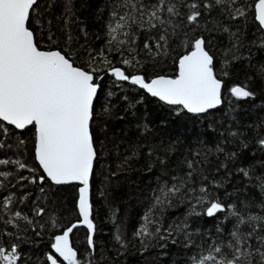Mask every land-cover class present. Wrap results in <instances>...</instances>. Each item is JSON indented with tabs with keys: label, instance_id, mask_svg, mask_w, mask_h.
<instances>
[{
	"label": "snow or ice",
	"instance_id": "obj_1",
	"mask_svg": "<svg viewBox=\"0 0 264 264\" xmlns=\"http://www.w3.org/2000/svg\"><path fill=\"white\" fill-rule=\"evenodd\" d=\"M49 7L50 3L45 5ZM65 7L66 11H71L70 4ZM105 7L108 9L106 44L120 53L124 66L140 65V55L152 60L167 57L175 47H180L184 50L174 61L176 74L149 78L126 72L125 68L113 67L103 51L87 52L88 60L78 64L71 52L59 48L44 50L41 41L46 39L53 43L54 33L51 21H47L45 31L41 0H0V149L11 147L4 143L10 128H34L35 158L46 174L39 177V181L47 179L55 185H79L77 210L89 230L87 244L93 251L92 234L96 225L92 219L91 181L98 158L96 132L99 131L94 125L100 115L96 105L102 94L103 77L98 72L104 71L96 66L97 55L116 81L127 82L169 106L199 115L224 103L223 78L229 75L232 62L239 59L248 21H253V34L264 32V0H105ZM141 34L144 35L142 47L138 45ZM217 36H226L227 43L223 47L219 46ZM67 39L70 41L71 36ZM261 47H264V37H261ZM257 78L264 86V71ZM229 91L237 100L256 97L247 83L233 86ZM112 95L108 93V97ZM102 112L104 118L111 115L109 103L102 106ZM229 135L239 138L243 133L230 131ZM23 144V140L18 141V145ZM256 144L264 152V134H258ZM140 147L134 148L132 156L140 154ZM248 147V141H240L241 149ZM175 150L176 144L171 141L166 146L162 142L147 145V156L152 161L149 171L159 165L160 177L167 179L158 178V186L151 192L152 204L143 218L145 225L136 235H159L162 225L153 219L152 213L157 208L163 212L176 200L191 207L183 221L164 229L167 235L160 239L183 233V247L187 250L185 264H264V159L237 168L248 181L244 190L249 187L257 190L260 199L244 198L239 205L236 201L225 204L219 197L210 199L212 193L207 185L193 186L191 161H177L176 174H170L173 172L170 157ZM216 151L224 149L217 146ZM237 157L238 152H230L226 158L235 160ZM10 163L19 169L27 168L20 159L0 158V165ZM185 163L188 171L181 175L179 169ZM257 167L261 169L259 173ZM10 175V172H0L5 178ZM12 201L9 195L2 204L7 207ZM44 212V208H39L36 215ZM14 216L21 218L22 214L16 211ZM202 216L217 223L213 225L215 231H206L202 243L196 244L192 236L200 232L199 229L195 233L189 231L188 218ZM22 218L31 223L27 216ZM149 224L156 225L154 232L149 230ZM75 227L74 224L55 235L51 248L66 264H87L70 239ZM116 239L120 241L121 237L117 235ZM171 242L176 244L177 240L172 238ZM20 259L18 245L6 251L0 244L2 264H18ZM47 259L50 264H60L56 255L49 254Z\"/></svg>",
	"mask_w": 264,
	"mask_h": 264
},
{
	"label": "trees",
	"instance_id": "obj_2",
	"mask_svg": "<svg viewBox=\"0 0 264 264\" xmlns=\"http://www.w3.org/2000/svg\"><path fill=\"white\" fill-rule=\"evenodd\" d=\"M49 3L51 7L45 8ZM66 4H70V12L66 11ZM41 12L45 31L47 21H51V31L54 33L53 43H48L46 39L41 41L40 46L44 50L59 48L71 52L78 64L88 60L87 52L98 54L103 51L113 67H122L126 72L144 74L149 78L174 76L177 72L174 61L184 50L180 47H175L167 57L152 60L140 55V65L134 68L124 66L120 53L106 44L108 9L105 0H41ZM246 31L238 53L239 59L232 62L229 75L223 78V106L205 115H191L178 107L167 106L136 86L116 81L97 55L96 66L104 71L98 72L103 80L100 81L102 94L96 105L100 115L96 118L94 129H98L97 125L102 123L108 127L109 135L104 140L96 132L98 158L92 178V204L97 225L94 251L87 244L86 230L77 229L73 236L75 243V238L81 235L86 250L80 252V257L87 264H185L184 253L187 250L183 247V233L172 237L177 240L176 244L171 242L172 238L160 239V236L167 235L164 229L169 225L184 220L190 204L173 200V206L165 207L163 212L157 208L152 216L162 225L160 234L154 237L136 235L145 225L143 218L152 204L151 192L157 188L158 178L167 179L160 177L159 165L149 171L152 162L147 156L149 144L162 142L166 146L170 141L175 143L176 150L170 157V167L173 169L170 174H176L177 161H191L193 186L199 187L200 183L207 185L212 193L210 199L219 197L225 204L236 201L238 205L244 198L260 199L257 190L251 187L244 190L248 181L237 172V168L248 165L250 161L264 159V152L256 144L258 134H264V86L257 78L264 71V47H261L264 32L253 34L251 19ZM68 36H71L70 41ZM216 38L220 47L227 43L226 36ZM143 43L144 35L141 34L138 45L142 47ZM245 83L256 92L255 99L237 100L231 95V87ZM109 92L113 93L111 97H108ZM106 102L111 106V115L104 118L102 106ZM139 121H142L140 125ZM230 131L243 135L233 138L229 135ZM19 140H23L24 144L18 145ZM241 140L248 141L247 149L240 148ZM4 143L11 147L0 149V158L20 159L27 168L19 169L11 163L0 165V172L11 173L7 178L0 176V183L3 184L0 187V244L6 251L14 244L18 245L21 256L18 264H48L46 256L52 252L54 236L79 221L78 186L53 185L47 179L42 183L39 181V177L45 175L35 159L34 128L29 127L24 132L10 128ZM137 145L141 146L140 154L132 156ZM217 146L224 151L217 152ZM230 152H238V157L235 160L226 158ZM225 164L227 167L222 166ZM187 171L185 163L179 169V174ZM260 171L257 167V173ZM32 179L37 182L32 183ZM106 179L119 181L121 186H111L104 194H99ZM9 195L13 197L12 204L4 207L3 199ZM14 204L21 206L17 211L21 212L22 217L27 216L31 223L22 217L16 218V211L8 213ZM39 208L45 209L43 215H36ZM188 223L189 231L195 233L199 229L200 235H193L192 239L200 244L206 231H215L213 225L217 221L202 216L189 217ZM155 227V224L148 225L152 232ZM117 235L121 237L120 241L116 239ZM75 246L78 248V242Z\"/></svg>",
	"mask_w": 264,
	"mask_h": 264
},
{
	"label": "rangeland",
	"instance_id": "obj_3",
	"mask_svg": "<svg viewBox=\"0 0 264 264\" xmlns=\"http://www.w3.org/2000/svg\"><path fill=\"white\" fill-rule=\"evenodd\" d=\"M117 118V117H116ZM115 118V119H116ZM108 120H109V118H108ZM108 120H106L105 121V123H107V121ZM109 121H111V120H109ZM141 122L142 121H139L138 122V125H140L141 124ZM143 122H144V120H143ZM144 125V124H143ZM97 128L99 129V131H98V134L100 135V137H101V139H106V136H108L109 134H107V132H108V127H105L104 126V124H98L97 125ZM15 136V135H14ZM13 136V137H14ZM13 154V153H12ZM6 155H10V153L9 154H6ZM9 158V157H8ZM111 186H121L120 185V182L118 181H112V180H108V179H106L105 181H104V183H103V185H102V187H101V190L99 191V194H104V192H105V190H107V189H109ZM101 198V200H102V197H100ZM101 203H103V200L101 201ZM19 207H21L20 205L18 206L17 204L15 205H12V207H11V210L8 212V213H10V212H14V211H17V210H19ZM7 211H5V213H6ZM124 221H125V219H124ZM76 242H78V248H79V250H80V252H82V253H84L85 252V250H86V245H85V243H84V241L82 240V238H81V235H79V236H77L76 238H75V243ZM77 246V245H76Z\"/></svg>",
	"mask_w": 264,
	"mask_h": 264
},
{
	"label": "water",
	"instance_id": "obj_4",
	"mask_svg": "<svg viewBox=\"0 0 264 264\" xmlns=\"http://www.w3.org/2000/svg\"><path fill=\"white\" fill-rule=\"evenodd\" d=\"M109 75H111L110 73H109ZM142 90V89H141ZM144 91V90H143ZM223 91H224V88L222 89V97H223ZM145 92V91H144ZM147 94V93H146ZM149 95V94H148ZM150 96V95H149ZM151 97V96H150ZM152 98H154V97H152ZM156 100H158L157 98H155ZM159 101V100H158ZM161 102V101H160ZM163 103V102H162ZM163 104H165V103H163ZM165 105H167V104H165ZM167 106H169V105H167ZM223 106V104L221 105V106H219L218 108H216V109H213V110H209V112L208 113H210V112H213V111H215V110H218V109H220L221 107ZM175 107H177V106H175ZM188 113V112H187ZM208 113H205V114H208ZM189 114H191V113H189ZM205 114H199V115H205ZM191 115H197V114H191ZM26 129H24V130H17L18 132H24ZM36 159V158H35ZM36 162H37V164L39 165V163H38V161L36 160ZM95 165H96V162H95ZM40 167V166H39ZM40 169L42 170V168L40 167ZM94 169H95V166H94ZM42 172H43V170H42ZM44 173V172H43ZM44 175H46L45 173H44ZM49 182L50 183H52L50 180H49ZM53 184V183H52ZM53 185H55V184H53ZM69 185H75V186H78L79 187V185H77V184H69ZM61 186V185H60ZM91 201H92V181H91ZM77 204H78V200H77ZM93 205V204H92ZM92 219H93V222H94V224L96 225V222H95V220H94V212L92 213ZM76 225V227L75 228H73V231H72V233L70 234V239H71V241H72V243H73V246H74V248L78 251V253L80 254V251L78 250V248L75 246V243H74V239H73V236H74V234H75V232H76V230L77 229H84V230H86V232H87V236H89L90 235V233H89V230L87 229V226L86 225H84L83 223H82V217H80L79 216V221H77V222H75V223H73L72 225ZM71 225V226H72ZM70 226V227H71ZM96 229H97V225H96ZM62 234V233H61ZM60 235V234H59ZM93 235V241L95 242V236H96V231H95V233L94 234H92ZM89 246V245H88ZM92 249V248H91ZM49 254H53V255H56L57 256V258H58V260L60 261V264H66V262H64L63 260H62V258H59L58 257V254H55L54 253V250L52 249V252L51 253H48L47 254V256L49 255ZM47 256H46V259H47ZM47 263L48 264H50V262L48 261V259H47Z\"/></svg>",
	"mask_w": 264,
	"mask_h": 264
}]
</instances>
